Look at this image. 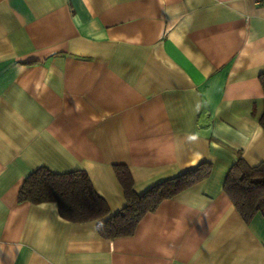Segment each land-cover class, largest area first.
Segmentation results:
<instances>
[{"label":"crops","instance_id":"1","mask_svg":"<svg viewBox=\"0 0 264 264\" xmlns=\"http://www.w3.org/2000/svg\"><path fill=\"white\" fill-rule=\"evenodd\" d=\"M264 0H0V264H264V216L223 190L264 162ZM201 162L133 234L17 200L39 167L83 170L111 214Z\"/></svg>","mask_w":264,"mask_h":264},{"label":"trees","instance_id":"2","mask_svg":"<svg viewBox=\"0 0 264 264\" xmlns=\"http://www.w3.org/2000/svg\"><path fill=\"white\" fill-rule=\"evenodd\" d=\"M258 78L264 90V73ZM259 123L264 125V111L259 116ZM114 170L123 190L125 204L113 214L83 170L55 173L39 167L25 177L17 200L33 204L54 202L58 214L65 220L73 223L96 221L97 233L104 239L129 236L134 233L143 215L154 211L162 200L207 177L211 164L201 162L152 185L142 193L134 190L131 174L126 167L115 165ZM223 190L245 223H249L257 213L264 216V162L249 165L238 158L225 176Z\"/></svg>","mask_w":264,"mask_h":264},{"label":"built area","instance_id":"3","mask_svg":"<svg viewBox=\"0 0 264 264\" xmlns=\"http://www.w3.org/2000/svg\"><path fill=\"white\" fill-rule=\"evenodd\" d=\"M254 1L259 2L260 0H254Z\"/></svg>","mask_w":264,"mask_h":264}]
</instances>
